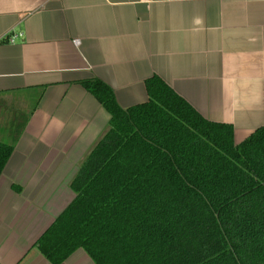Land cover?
<instances>
[{
	"label": "crops",
	"instance_id": "0c3cea01",
	"mask_svg": "<svg viewBox=\"0 0 264 264\" xmlns=\"http://www.w3.org/2000/svg\"><path fill=\"white\" fill-rule=\"evenodd\" d=\"M153 77L243 143L264 126V0H0V140L29 119L0 176V264H51L37 243L109 131L82 83L127 110Z\"/></svg>",
	"mask_w": 264,
	"mask_h": 264
},
{
	"label": "trees",
	"instance_id": "16d2710c",
	"mask_svg": "<svg viewBox=\"0 0 264 264\" xmlns=\"http://www.w3.org/2000/svg\"><path fill=\"white\" fill-rule=\"evenodd\" d=\"M109 131L72 183L73 202L37 243L51 264L77 250L95 264H264V126L240 145L160 78L122 109L110 87L82 83ZM19 127L0 140V176Z\"/></svg>",
	"mask_w": 264,
	"mask_h": 264
},
{
	"label": "built area",
	"instance_id": "2783aa9c",
	"mask_svg": "<svg viewBox=\"0 0 264 264\" xmlns=\"http://www.w3.org/2000/svg\"><path fill=\"white\" fill-rule=\"evenodd\" d=\"M22 37V35L20 34V35H12L11 37H9V43L10 44H15L16 42H17V39L18 38H21Z\"/></svg>",
	"mask_w": 264,
	"mask_h": 264
}]
</instances>
